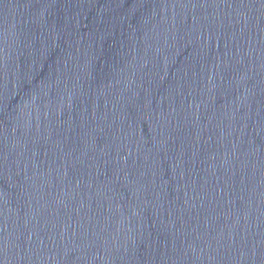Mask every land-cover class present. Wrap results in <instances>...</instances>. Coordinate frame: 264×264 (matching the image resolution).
I'll return each mask as SVG.
<instances>
[{
  "label": "water",
  "instance_id": "water-1",
  "mask_svg": "<svg viewBox=\"0 0 264 264\" xmlns=\"http://www.w3.org/2000/svg\"><path fill=\"white\" fill-rule=\"evenodd\" d=\"M0 264H264V0H0Z\"/></svg>",
  "mask_w": 264,
  "mask_h": 264
}]
</instances>
